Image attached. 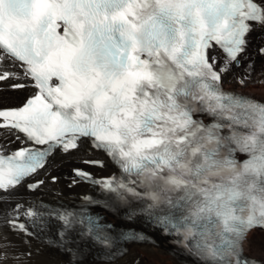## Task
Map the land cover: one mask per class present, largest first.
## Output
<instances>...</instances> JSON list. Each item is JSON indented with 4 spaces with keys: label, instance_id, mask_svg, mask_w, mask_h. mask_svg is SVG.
<instances>
[{
    "label": "snow or ice",
    "instance_id": "1",
    "mask_svg": "<svg viewBox=\"0 0 264 264\" xmlns=\"http://www.w3.org/2000/svg\"><path fill=\"white\" fill-rule=\"evenodd\" d=\"M256 38L264 58V0H0V130L19 141L0 144V264H118L151 240L92 206L143 218L198 264H264V92L224 88ZM91 152L120 175L97 178ZM58 153L80 161L69 187L103 199L26 198L59 182Z\"/></svg>",
    "mask_w": 264,
    "mask_h": 264
},
{
    "label": "bare ground",
    "instance_id": "2",
    "mask_svg": "<svg viewBox=\"0 0 264 264\" xmlns=\"http://www.w3.org/2000/svg\"><path fill=\"white\" fill-rule=\"evenodd\" d=\"M259 42V38L254 39L248 50V59L243 60L240 67H233L232 72L225 76V87L237 92L248 93L256 97H259L262 92H264V87H262L259 82L261 71L264 70V58L258 57L255 50ZM249 61L255 64V73L249 78L251 82L248 83L247 87L242 88L237 84L235 77H238L244 73V70ZM243 68L244 70L242 73ZM33 92L34 89L29 88L24 93H13L12 95L14 97H17L31 95ZM9 135L10 134L7 129L0 130V144H5L7 154L17 150L19 146V141H15L14 135L11 136V140L9 141ZM90 155H92L94 158L103 160L105 164V166L102 168L90 167L88 169L97 178L111 176L116 172V168L114 167L110 158L107 157L103 152H91ZM79 165L80 161L77 155L74 154L72 156H68L58 153L54 161H52L47 166L46 170L50 175L58 176L59 182L53 184L50 180H48L44 187H42L34 194H29L26 198L34 199L36 197H39L47 204L57 203L59 205H70L82 201L81 198L85 195H93L97 187H94L89 183H80L78 185L69 187L70 181L72 179V169ZM35 178L44 179L45 171H41L40 175ZM19 191L23 192L24 189L20 188ZM101 212L103 213L105 220L111 222L112 224L119 225L121 223V219L119 218L118 214L112 211H107L105 209H103ZM53 223L54 221L52 220L51 224ZM126 223H128L129 225L138 226L141 221L138 218L135 221H127ZM146 231L153 237V240L141 244L127 245L128 253L123 258V260L118 262V264H132L134 258L140 257H145L150 261V264H196L194 262L183 259L178 255L177 252L173 251L170 236H165L160 230L153 228L152 225H149ZM8 235L11 240L18 243V240L14 235H12L11 233H8ZM259 237L260 234L257 233V242L259 241ZM253 254H259V244H257V248L254 250ZM57 256L60 260L65 259L58 254ZM9 264H22V262H17L10 259Z\"/></svg>",
    "mask_w": 264,
    "mask_h": 264
},
{
    "label": "rangeland",
    "instance_id": "3",
    "mask_svg": "<svg viewBox=\"0 0 264 264\" xmlns=\"http://www.w3.org/2000/svg\"><path fill=\"white\" fill-rule=\"evenodd\" d=\"M256 50V49H255ZM247 67V66H246ZM245 68V67H244ZM244 68L242 69V73H243V70H244ZM102 211V210H101Z\"/></svg>",
    "mask_w": 264,
    "mask_h": 264
}]
</instances>
